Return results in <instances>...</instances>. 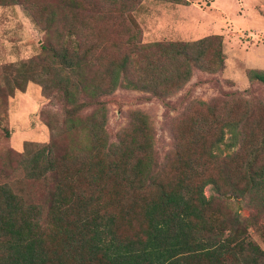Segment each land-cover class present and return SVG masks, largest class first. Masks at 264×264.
Listing matches in <instances>:
<instances>
[{"label":"trees","instance_id":"trees-1","mask_svg":"<svg viewBox=\"0 0 264 264\" xmlns=\"http://www.w3.org/2000/svg\"><path fill=\"white\" fill-rule=\"evenodd\" d=\"M139 1L0 0L21 3L44 33L14 87L53 89L67 138L21 155L25 175L51 187L45 204L0 184V264H264L250 234L264 235L263 103L191 100L161 160L142 109L109 140L102 97L126 88L164 98L194 69L224 67L220 34L143 43L131 16ZM246 74L264 86V70Z\"/></svg>","mask_w":264,"mask_h":264},{"label":"rangeland","instance_id":"rangeland-1","mask_svg":"<svg viewBox=\"0 0 264 264\" xmlns=\"http://www.w3.org/2000/svg\"><path fill=\"white\" fill-rule=\"evenodd\" d=\"M34 1L48 4L54 0ZM131 16L143 43L192 41L220 34L224 67L215 73L194 69L183 88L164 98L126 88L102 97L108 109L106 130L110 141H116L127 126L131 111L142 109L154 125L161 160L171 148V122L191 100L243 98L264 104V86L251 82L246 74L249 68L264 70V0H186L185 4L140 0ZM43 36L21 3H0V184H6L27 202L41 204L46 203L51 187L25 175L21 155L57 136L60 146L66 143V137H59L64 107L53 89L45 90L35 81L23 88L14 85L21 75L19 64L40 52ZM228 152L223 149V154ZM204 192L208 195L210 186ZM250 234L264 250L263 233L251 228Z\"/></svg>","mask_w":264,"mask_h":264}]
</instances>
